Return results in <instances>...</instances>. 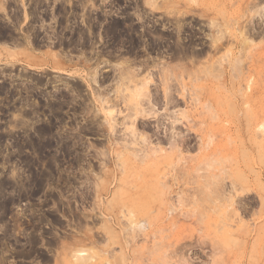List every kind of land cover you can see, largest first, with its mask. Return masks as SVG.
<instances>
[{
    "label": "rangeland",
    "instance_id": "obj_1",
    "mask_svg": "<svg viewBox=\"0 0 264 264\" xmlns=\"http://www.w3.org/2000/svg\"><path fill=\"white\" fill-rule=\"evenodd\" d=\"M0 264H264V0H0Z\"/></svg>",
    "mask_w": 264,
    "mask_h": 264
},
{
    "label": "bare ground",
    "instance_id": "obj_2",
    "mask_svg": "<svg viewBox=\"0 0 264 264\" xmlns=\"http://www.w3.org/2000/svg\"><path fill=\"white\" fill-rule=\"evenodd\" d=\"M242 33H243V32H242ZM243 35H244V34H243ZM220 36H222V35H220ZM215 38H216L215 40H216L217 42H219V40L221 39V37H220V39H219L218 36L215 37ZM218 39H219V40H218ZM213 41H214V40H213ZM214 42H215V41H214ZM214 42H213V44H211V46H216L215 48H217L218 46H220V45L216 44V42H215V43H214ZM219 43H220V42H219ZM217 45H218V46H217ZM217 49H218V48H217ZM211 51H212V49H211ZM199 54H200V53H199ZM196 55H197V54H196ZM196 57H197V56H196ZM133 74H134V73H133ZM135 75H136V74H135ZM135 75H133V76H135ZM125 76H126V75H125ZM133 76H132V77H133ZM123 77H124V76H123ZM130 77H131V76H130ZM127 78H128V77H127ZM133 78H134V77H133ZM147 78H148V77H147ZM147 78H145V80L148 81L149 79H147ZM123 79H124V78H123ZM129 80H130V78H129ZM145 80H144V81H145ZM133 81H134V79H133ZM147 81L142 82V83H144L145 85H147V84H148ZM142 89H143V88H142ZM142 89H141V88H140V89L137 88V90L133 91L135 94L132 93V95H136V94H137V96H138V95H139V96L142 95L141 97H143V95H145V93L143 92L144 89H143V90H142ZM144 91H145V90H144ZM166 94H167V93H166ZM147 95H148V94H147ZM149 95H150V94H149ZM150 96H151V95H150ZM166 96H167V95H166ZM153 97H154V96H153ZM138 98H139V97H138ZM149 100H151V99H149ZM141 101H142V100H141ZM168 101H169V100H168ZM170 101H171V100H170ZM150 102H151V101H149V103H150ZM134 103H135V102H134ZM135 104H136V103H135ZM139 104H141V103H139ZM151 104H152V103H151ZM138 106H139V105H138ZM130 108H131V107H130ZM134 108H135V105H134ZM132 109H133V107H132ZM132 109H131V110H132ZM150 109H151V111H149V115H150V113H152L154 110H156V106H155V104H153V105L151 106ZM136 110H137V111H136V114H137L138 111H139V113H141V112L144 113V111H146L145 109H143V107H142V108H141V107H138V108L136 107ZM111 111H113V110H111ZM147 111H148V110H147ZM139 113H138V114H139ZM146 113H147V112H146ZM132 122H133V121H132ZM132 125H133V124H132ZM136 130H137V129H136ZM133 132H134V131H133ZM133 134H134V133H133ZM134 135H135V134H134ZM174 137H175V136H174ZM144 138H145V137H144ZM142 139H143V138H142ZM142 141H145V140H142ZM135 142H136V141H135ZM138 143H139V142H138ZM136 144H137V143H136ZM144 145H145V143H144ZM141 146H142V144H141ZM149 146H150V145H149ZM149 148H150V147H149ZM154 148H156V147H152V149L154 150V152H156L157 149L155 150ZM152 149H148V147H145V148L143 147V149H142V148L139 149L138 152H139V151L144 152V151H146V150H152ZM158 151H159V149H158ZM146 152H148V151H146ZM150 152H151V151H150ZM151 153H152V152H151Z\"/></svg>",
    "mask_w": 264,
    "mask_h": 264
}]
</instances>
